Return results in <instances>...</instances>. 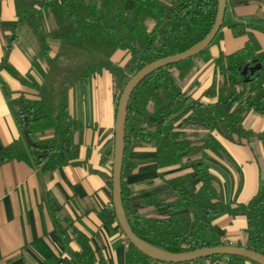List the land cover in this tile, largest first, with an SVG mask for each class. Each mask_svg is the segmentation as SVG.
I'll use <instances>...</instances> for the list:
<instances>
[{
	"label": "trees",
	"instance_id": "1",
	"mask_svg": "<svg viewBox=\"0 0 264 264\" xmlns=\"http://www.w3.org/2000/svg\"><path fill=\"white\" fill-rule=\"evenodd\" d=\"M13 6L16 25L6 36L0 70L22 86L38 90L37 82L29 74L18 76L7 62L15 31L24 26L38 46L41 69L35 62L38 58L32 57L30 64L39 74L59 67L58 76L67 86L72 81L82 86L105 72L116 107L125 82L134 73L153 61L185 51L208 33L216 1L13 0ZM45 13L51 21L49 30L44 27ZM225 24L223 17L210 45L217 41ZM251 27L233 26L232 34L247 36L246 41L231 54L219 53L212 83L199 97L193 98L197 83L186 86V77L193 68V61L204 55L207 48L197 56L152 72L130 94L120 173L121 205L132 233L155 248L184 253L224 245L213 231L211 220L223 213L225 205L210 185L203 156L206 151L218 155L219 148L211 133L231 141L240 133L244 114L252 112L264 116V54L248 36ZM53 44L73 50V67L65 62L56 65L57 54L51 53ZM116 51L128 56L122 66L109 60ZM90 55L95 58L91 59ZM78 59L82 60L77 63ZM87 60L90 61L85 63ZM256 64L260 65L259 70L250 72L249 68ZM1 89L19 135L0 148V166L18 160L25 149L43 153L40 159L48 163V169L79 164L78 145L74 142L78 124L62 98L64 87L57 93L56 104L55 101L48 104L41 98L27 99L22 94L11 97L3 84ZM256 138L264 143V131L256 134ZM140 148L154 151L153 162L158 176L163 169H190V172L162 180L166 187L162 193L141 200L144 207L166 208L169 216L148 218L129 208L125 178L136 163L130 162L127 154ZM196 150L202 151L200 158L191 159ZM194 179L198 181L197 186L193 184ZM107 190L110 198V179ZM48 208L64 244L73 242L76 246L75 250H69L75 264H107L102 254L90 246L86 235L51 205ZM241 208L245 217V240L243 245L237 246L264 256V182L258 184L254 195ZM99 216L102 221L114 217L111 201ZM125 242L120 264H161ZM221 260H225V264H254L237 256H211L180 264H202L204 261L217 264Z\"/></svg>",
	"mask_w": 264,
	"mask_h": 264
},
{
	"label": "crops",
	"instance_id": "2",
	"mask_svg": "<svg viewBox=\"0 0 264 264\" xmlns=\"http://www.w3.org/2000/svg\"><path fill=\"white\" fill-rule=\"evenodd\" d=\"M224 19L226 24L219 38L207 47L204 55L193 61V68L186 77V86L197 83L193 98L211 85L219 53L231 54L245 43L247 36L235 37L233 26H253L248 36L264 54V0H226ZM43 22L49 30L51 21L47 13ZM15 25L13 0H0V61L6 36ZM14 40L10 43L8 64L20 77L29 74L39 88L35 91L22 86L0 70V148L19 135L1 84L11 97L22 94L27 99H44L48 104L53 101L56 104L58 88L64 87L62 98L78 124L74 142L78 145L79 164L48 169V163L40 159L43 153L25 149L18 160L0 166V264H75L69 250H75L76 246L73 242L66 246L62 241L52 222L50 205L87 236L90 246L102 254L107 264H120L125 239L114 217L102 221L99 216L110 201L107 183L111 176L115 100L110 92L109 77L102 72L82 86L78 81L67 86L58 79L59 67L45 70L41 75L30 64L32 57L38 58L35 62L41 69L38 46L26 27L16 29ZM51 53L57 54L56 65L69 61L74 55L72 49L58 48L55 44ZM127 59L125 52L116 51L109 60L122 66ZM263 131L264 116L247 112L240 122V133L231 141L211 133L219 148L218 155L204 153L210 185L225 205L223 213L211 220L213 231L224 245L244 243L245 217L241 206L254 195L258 184L264 182V143L256 138V134ZM201 152L194 151L191 159L200 158ZM154 156L149 148L127 154V159L136 163L125 178L129 208L148 218L166 217L170 212L166 208L144 207L142 198L162 193L166 189L162 180L190 172L189 168H168L161 170L158 176ZM193 184L198 185L197 179ZM217 264H225V260Z\"/></svg>",
	"mask_w": 264,
	"mask_h": 264
},
{
	"label": "water",
	"instance_id": "3",
	"mask_svg": "<svg viewBox=\"0 0 264 264\" xmlns=\"http://www.w3.org/2000/svg\"><path fill=\"white\" fill-rule=\"evenodd\" d=\"M215 15L211 28L208 33L196 44L186 49L185 51L168 56L165 58L153 61L140 70L134 73L124 84L116 103L113 125V144H112V161H111V176H110V201L117 226L122 233L124 239L133 246L141 254L145 255L152 261L161 264H180L196 261L199 259L209 258L211 256H237L243 258L254 264H264V256L256 254L250 250L242 247L221 245L217 247L201 248L184 253H171L164 250L155 248L146 242L137 238L130 230L125 218L124 211L121 205L120 198V173L123 157V137H124V124L126 117V106L132 90L138 83L151 74L152 72L181 62L185 59L197 56L204 51L213 41L217 32L219 31L225 9L226 0H215ZM260 65L256 64L249 68L250 72L259 70ZM245 72V70H244Z\"/></svg>",
	"mask_w": 264,
	"mask_h": 264
},
{
	"label": "rangeland",
	"instance_id": "4",
	"mask_svg": "<svg viewBox=\"0 0 264 264\" xmlns=\"http://www.w3.org/2000/svg\"><path fill=\"white\" fill-rule=\"evenodd\" d=\"M91 56V59H94L95 57L93 56V55H90ZM70 59V58H69ZM82 59H78L77 60V63H79L80 61H81ZM73 61V59H70L69 61H67V62H65L67 65L68 64H70L71 63V67H73L75 64H74V62H72ZM90 60H87L85 63H88ZM62 64H64V61H62L61 62ZM73 64V65H72ZM58 79H63V78H58ZM66 79H68V78H66ZM60 89H61V87H59L58 88V91H60Z\"/></svg>",
	"mask_w": 264,
	"mask_h": 264
}]
</instances>
